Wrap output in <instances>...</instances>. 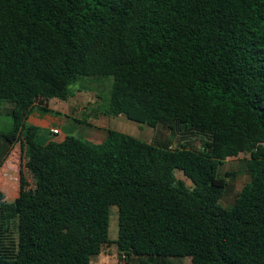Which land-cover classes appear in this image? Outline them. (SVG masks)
<instances>
[{"label": "trees", "instance_id": "1", "mask_svg": "<svg viewBox=\"0 0 264 264\" xmlns=\"http://www.w3.org/2000/svg\"><path fill=\"white\" fill-rule=\"evenodd\" d=\"M81 78L113 79L103 116L203 135L202 148L112 129L40 144L30 114H58L50 101ZM5 105L0 140L28 159L20 196L0 191V264H92L114 206L128 261L264 264V0H0ZM242 154L250 181L227 209L219 166Z\"/></svg>", "mask_w": 264, "mask_h": 264}, {"label": "rangeland", "instance_id": "2", "mask_svg": "<svg viewBox=\"0 0 264 264\" xmlns=\"http://www.w3.org/2000/svg\"><path fill=\"white\" fill-rule=\"evenodd\" d=\"M86 81V82H85ZM85 82V83H83ZM113 82L112 78L106 79L101 83H95L88 81V78H81L79 83L86 86L87 89H83L82 85L78 83L77 86L73 87V90L77 92L75 95L70 98L68 101L60 100H51L50 108L56 112H62L67 114V123L62 125L63 134L56 136V138H64L66 136H74L82 140H88V130L83 128L81 124L75 122V119L85 121L87 123H96L99 124L103 116L98 110L104 108V104L109 102L111 84ZM10 106L5 105L0 115V132L8 131L12 127V117L9 114ZM112 119V128L114 130L125 132L128 135L134 136L144 141L156 143L158 141L172 142L173 145L178 147L179 145H186L189 148L200 149L202 148L203 141L206 139L203 135L192 134V135H183L178 133L177 136L172 139L171 132L164 126H159L156 129H152L147 125L137 124L128 120L125 116L110 117ZM106 119V118H105ZM51 134L58 135L51 131ZM26 133L23 135L25 139ZM43 142V140H42ZM179 143V144H178ZM20 149V145L17 146ZM249 154H242L235 158H230L222 165L219 166V173L228 181L227 194L222 198L221 202L227 203L228 200L234 197L235 192H237L242 185L249 180L247 172V161L249 159ZM24 156H22L23 160ZM14 159L13 165L7 164L6 170L8 172L7 181L3 184V189L6 192L7 201L12 202L17 196L16 193V166H18V152L17 149L14 150V153L10 157V160ZM228 174H233V176H227ZM13 176V178H10ZM176 176L178 179L183 180L186 184L191 187L192 182L185 178V176L176 171ZM8 182V183H7ZM12 182V184H11ZM28 183L30 188L34 186L33 179L29 178ZM11 184V185H10ZM10 189V190H9ZM119 226H118V208L116 206L111 208V220H110V231L109 238L112 242L104 247L102 252V259H104V264H138L137 260L121 258L118 254L116 245L113 243L118 238ZM15 234H9V240L14 241ZM100 258V259H101ZM190 264L191 260L189 258H152L150 261L151 264ZM92 264H99V258L94 257Z\"/></svg>", "mask_w": 264, "mask_h": 264}, {"label": "crops", "instance_id": "3", "mask_svg": "<svg viewBox=\"0 0 264 264\" xmlns=\"http://www.w3.org/2000/svg\"><path fill=\"white\" fill-rule=\"evenodd\" d=\"M57 113L58 114H42V113H40L38 111H33L30 114V116H29V118L27 120V124L37 127V141L40 144L45 145V144H47V143H49L51 141L60 142V141H63L66 138V137L59 138V139L56 138V136H60V135L63 134L62 125L64 123H67V118H68L67 114H65V113H62V112H57ZM120 117L121 116H118V118H120ZM105 118H103L102 121L99 124H96V123H93V122H91V123L89 122L88 124L82 125L83 128L88 130V134H89L88 135V137H89L88 140L89 141H91L93 143L101 144L107 139L108 130H110V129L114 130L112 128V123H111L112 119L110 117H105ZM55 130L57 131L58 135L51 134V131L53 132ZM122 133H125V132L122 131ZM42 140H43V142H42ZM172 146L176 148L175 145L172 144ZM15 149H17L18 157H19V161H18V164H17L18 166H16V171L14 172L16 174V176H15V179H16V193H17L16 198H18L20 196V189H21V170L22 169L24 170V176H25V174L27 172L24 169L23 165L26 162V157L28 159V154H26L28 152V147H27V151L25 152L24 158L22 160L21 151H20V149L17 148V146L14 147V148H10V147H8V145L6 143H4L2 140H0V191L3 192V194L5 195L6 200H7L6 192L3 189V184L7 181V176H8L7 175L8 172L6 170V165L7 164H9V166L13 165L14 159L10 160V157L14 153ZM247 172H248V176H249V180L247 182H249L250 181V173H249L248 169H247ZM10 178H13V176H10ZM247 182H245L244 184H246ZM11 184H12V182H11ZM244 184L242 185V187L244 186ZM192 186H193V184H192ZM241 189L242 188H240L237 192H235L234 197L231 198L230 200H228L227 203H225V205H224L223 202H221L222 205L225 208H227V209H231L235 205L236 199H237L238 194L241 191ZM96 257L99 258V264H104L105 263L104 259L101 258L102 257V253L100 255L96 256ZM182 262H185V261L184 260L181 261L180 264H182Z\"/></svg>", "mask_w": 264, "mask_h": 264}, {"label": "built area", "instance_id": "4", "mask_svg": "<svg viewBox=\"0 0 264 264\" xmlns=\"http://www.w3.org/2000/svg\"><path fill=\"white\" fill-rule=\"evenodd\" d=\"M54 133H57V131L55 130V131H53Z\"/></svg>", "mask_w": 264, "mask_h": 264}]
</instances>
